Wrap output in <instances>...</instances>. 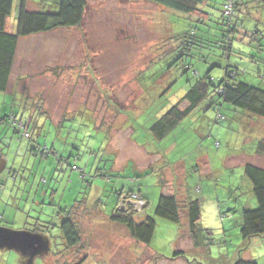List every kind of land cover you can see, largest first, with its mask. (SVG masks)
I'll list each match as a JSON object with an SVG mask.
<instances>
[{
  "label": "rangeland",
  "instance_id": "1",
  "mask_svg": "<svg viewBox=\"0 0 264 264\" xmlns=\"http://www.w3.org/2000/svg\"><path fill=\"white\" fill-rule=\"evenodd\" d=\"M87 1L84 41L78 30H72L63 40L68 52L57 61L51 57L49 38H25L12 85L0 92V119L9 122H0V152L7 161L0 173V226L31 231L36 217L59 224L63 210L81 201L79 209H89L88 214L79 210L75 218L81 244L65 248L61 239L52 242L51 253L37 258L35 264H157L144 261L151 251L171 257L176 250L204 264H224V258L232 263L238 254L243 260L264 264V240L249 243L241 237L243 206L227 190L234 188V181L243 189L244 196L238 200L244 205L255 203L244 166H264V156L256 155L264 140V118L220 102L225 119L218 123L214 106L204 102L180 126L184 133L177 140L160 144L150 132L153 122L181 102L196 78L205 73L217 81L235 71L240 81L264 90V0H234L237 14L231 19L221 17L226 0H208V7L202 9L211 18L200 26L208 29L209 41L184 59L190 65L185 73L171 52L177 47L174 16L162 7L149 0ZM30 7L34 8L33 3ZM16 17L15 7L8 27L16 28ZM34 108L52 119L38 114L32 118L29 111ZM75 113L77 117L72 116ZM18 114L24 122L33 119L30 139H20L22 134L10 126V119ZM173 143L174 147L165 149ZM45 148L54 154L43 157ZM196 158L199 173L189 169ZM71 165L90 177L86 196L82 193L87 183ZM99 165H107L111 182L95 177ZM161 178L169 179V189L187 188L191 199L202 202V221L216 238V245L208 246L211 251L194 250L184 232L163 219L156 221L150 248L129 239L114 240L107 220L116 196L108 188L141 191L148 198L144 215L152 216L162 190ZM100 198L103 205L96 208ZM224 213L231 218L221 221ZM53 232L60 234L58 229ZM163 259V264H187ZM0 264H24V260L16 252L0 250Z\"/></svg>",
  "mask_w": 264,
  "mask_h": 264
},
{
  "label": "trees",
  "instance_id": "2",
  "mask_svg": "<svg viewBox=\"0 0 264 264\" xmlns=\"http://www.w3.org/2000/svg\"><path fill=\"white\" fill-rule=\"evenodd\" d=\"M149 1L162 7L168 16H174L173 27H176L174 37L177 41V47L173 48L171 52H175L176 61L184 65V73L189 71L190 65L188 62L185 64L184 59L192 57V51L195 47L201 48V45L205 47V44L209 41L208 29L200 26V24L210 21L211 18V15L203 12L202 9L203 6L208 7V0ZM32 3L34 8L30 9L29 6ZM52 5H55L56 9ZM236 6L234 0H226L221 17L223 19L233 18L237 14ZM15 7L17 8L16 28L14 24L8 27V18ZM87 7V0H0V92H6L8 89L22 40L35 35H46L59 29H78L82 32ZM185 20H188L186 27H184ZM229 50H231V47H229ZM237 75L235 71H228L225 78L217 81L209 73L198 76L182 101L171 107L153 122L150 127L153 137L160 144L166 141L170 142V140L173 141L171 137L176 139L178 134L184 133L181 132L184 130L180 126L192 116L193 112L198 111L204 102V104L209 103L210 107L214 106L217 113L216 122L218 123L225 119V116L221 114L220 102L264 118V90L240 81ZM184 102L186 106L182 108L180 105ZM5 121L6 118L0 119V122L5 123ZM16 121L24 123L26 130L28 129L29 124L20 120ZM10 126L13 127L11 122ZM13 129L15 132H18L14 127ZM27 131L30 133L29 129ZM176 131L179 133L175 134ZM20 139L24 138L21 136ZM171 147L172 144H169L165 149ZM43 151L42 156L46 158L50 157L51 153L54 154V151L49 148H45ZM256 155L264 156V140L258 144ZM71 157L73 155L69 156V158ZM78 157L75 156V160ZM56 158L58 163L63 161L59 154L56 155ZM193 161L195 165L192 164ZM193 161H191L189 169H197V173H199L198 165H200V161L198 158ZM71 167L73 171H79L81 180L87 183V186L84 188L86 191L82 193L86 196L91 187L90 177L87 176L86 171L78 169L76 165H71ZM244 175L249 181L247 185L248 192L256 200L255 203L254 201L250 203L253 206L244 205L242 200H238L244 196L240 184L232 181L231 185L234 188L231 187L227 190H229L228 195L235 198L236 204L242 203V221L239 232L245 241L251 243V240L254 239L264 240V166L247 163L244 166ZM98 176L106 178L108 182H111L113 177L105 166L100 165L96 167L95 177ZM128 184H132L131 179L128 180ZM159 184L162 190L160 191L161 194L152 216L144 215L145 209L148 206V198H145L141 194V191L135 189L115 190L113 186L108 188L116 196L115 204H113L115 207L113 208V205H111L112 212L107 220V225H112L111 232L114 234V240L123 239L126 242L129 239L134 244L136 242L150 248L154 240L157 226L156 221L157 219H163L177 225L180 233L183 231L185 236L189 238L194 250L203 248L211 251V248H208V246H215L216 238L213 231L205 228V224L202 221V202L199 199H191L189 197V190L184 187L179 189L175 187L176 192L173 195L162 194V191L170 185L169 179L161 178ZM103 193L104 195L107 194V188L104 189ZM132 194H137L146 202L142 212H138L133 207H129L128 209L119 208L122 198L126 197L130 199ZM181 195H184V199H181ZM80 202L77 201L69 210H63L65 215L61 218L62 220L59 224H53L49 221L40 222V218L38 220L36 217V222L33 223L31 232L48 235L51 243L61 239L64 242L62 244L65 245V248L79 246L82 235L80 224L75 218L79 210L87 214L89 213V209L87 210V208L79 209ZM100 205H103L102 198L97 202L96 208H99ZM103 215L105 218L106 214ZM227 217L231 218L224 213L221 214L220 219L223 221ZM54 229H58L60 234L54 235ZM240 253L242 254V252ZM237 257L239 258L232 263L225 260V258L223 262L224 264H258L255 260H243L240 254ZM163 258L170 259L172 260L171 262L182 260L187 264H204L196 258L186 255L181 250L174 251L171 257H165L151 251L150 258L148 260L146 258L144 261H157V264H163Z\"/></svg>",
  "mask_w": 264,
  "mask_h": 264
},
{
  "label": "water",
  "instance_id": "3",
  "mask_svg": "<svg viewBox=\"0 0 264 264\" xmlns=\"http://www.w3.org/2000/svg\"><path fill=\"white\" fill-rule=\"evenodd\" d=\"M7 168V161L0 152V173ZM0 250L13 251L25 260V264H35L37 258L50 253L51 240L48 235L31 231L12 230L0 226Z\"/></svg>",
  "mask_w": 264,
  "mask_h": 264
},
{
  "label": "crops",
  "instance_id": "4",
  "mask_svg": "<svg viewBox=\"0 0 264 264\" xmlns=\"http://www.w3.org/2000/svg\"><path fill=\"white\" fill-rule=\"evenodd\" d=\"M29 8L31 9V7L29 6ZM72 30H78V29H59V30H56V31H54V32H51V33H48V34H46V35H38L39 37H47V38H49L50 40H51V51H50V54H51V57L54 59V60H59L61 57H62V55H63V53L64 52H68V49H67V47H68V45H66V44H64L63 43V40H64V38L65 37H67L68 35H69V33L72 31ZM79 32H80V38H81V42H83L84 41V39H83V35H82V32L80 31V30H78ZM56 38V41L54 40ZM40 40H42V39H40ZM45 40H47V39H45ZM43 41V40H42ZM55 41V42H54ZM23 41H21V43H22ZM21 43H20V45H21ZM54 47H56L58 50H56ZM47 49V48H46ZM12 76H13V73H12ZM11 76V79H10V83H9V86H8V89L7 90H9L10 89V86L12 85V77ZM15 86V85H14ZM3 111H5V109H3ZM26 113V110H24V114ZM29 114L32 116V118H34L35 117V114H38V115H40V116H42V115H45L47 118H51L52 119V117H51V115L49 114V113H47V112H43L41 109H40V111H38L37 112V110L34 108V109H32V110H30L29 111ZM63 115H65L64 113H63ZM11 116H13V114H11ZM18 116H19V114L18 115H16L15 116V119H17V120H20V121H23L24 122V120H23V116H22V118H20V119H18ZM72 116H75V117H77L78 116V113H75L74 115H72ZM32 118H30V120H28L27 122H25V123H27V124H29V126H28V129H30L29 127H30V122L33 120ZM64 118H65V116L63 117V118H61L60 119V122L61 121H64ZM178 137H181L180 136V134H178ZM178 137L175 139V138H173V137H171L172 139H173V141H175V140H177L178 139ZM126 142L125 140H122V142ZM121 145H123V144H121ZM172 147H174V143L172 144ZM105 167L107 166V165H104ZM185 170V172L187 171V168L186 169H184ZM178 171L180 172V173H182V171H181V167H178ZM98 189H101V188H99V187H97ZM169 187L166 189V191H168V192H165L164 190L162 191V194L163 193H166V194H168V195H173L175 192H176V189L175 188H172L171 187V189H169ZM182 197H181V199H184L183 197H184V195H181ZM191 242V241H190ZM192 244V243H191ZM193 246V245H192ZM245 254H247V253H245Z\"/></svg>",
  "mask_w": 264,
  "mask_h": 264
},
{
  "label": "built area",
  "instance_id": "5",
  "mask_svg": "<svg viewBox=\"0 0 264 264\" xmlns=\"http://www.w3.org/2000/svg\"><path fill=\"white\" fill-rule=\"evenodd\" d=\"M13 127L19 132L22 134V137L24 139H29L30 138V133L26 130V126L24 123L22 122H18L16 120H13L11 121ZM135 201L137 202H140V203H135ZM146 205V202L143 201L137 194H132L130 196V199L126 198V197H123L122 198V202L119 206V208H122V209H128L129 207H133L135 210H137L138 212H142L144 207Z\"/></svg>",
  "mask_w": 264,
  "mask_h": 264
},
{
  "label": "clouds",
  "instance_id": "6",
  "mask_svg": "<svg viewBox=\"0 0 264 264\" xmlns=\"http://www.w3.org/2000/svg\"><path fill=\"white\" fill-rule=\"evenodd\" d=\"M12 119H13V120H17V119H15V118H11V119H10V122L12 121ZM27 130H28V129H27ZM29 139H30V138H29ZM23 260H24V259H23ZM24 261H25V260H24ZM24 264H25V262H24Z\"/></svg>",
  "mask_w": 264,
  "mask_h": 264
},
{
  "label": "flooded vegetation",
  "instance_id": "7",
  "mask_svg": "<svg viewBox=\"0 0 264 264\" xmlns=\"http://www.w3.org/2000/svg\"><path fill=\"white\" fill-rule=\"evenodd\" d=\"M25 262V261H24Z\"/></svg>",
  "mask_w": 264,
  "mask_h": 264
}]
</instances>
